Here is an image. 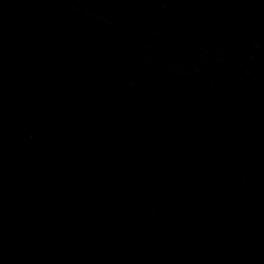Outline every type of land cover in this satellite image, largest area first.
I'll use <instances>...</instances> for the list:
<instances>
[{"label": "water", "instance_id": "95a60500", "mask_svg": "<svg viewBox=\"0 0 264 264\" xmlns=\"http://www.w3.org/2000/svg\"><path fill=\"white\" fill-rule=\"evenodd\" d=\"M0 264H264V0H0Z\"/></svg>", "mask_w": 264, "mask_h": 264}]
</instances>
